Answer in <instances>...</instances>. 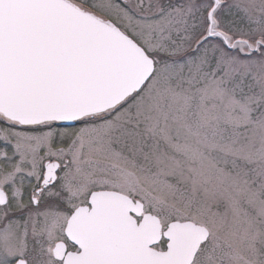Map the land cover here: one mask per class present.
I'll return each mask as SVG.
<instances>
[{"label": "snow or ice", "instance_id": "obj_1", "mask_svg": "<svg viewBox=\"0 0 264 264\" xmlns=\"http://www.w3.org/2000/svg\"><path fill=\"white\" fill-rule=\"evenodd\" d=\"M0 264H264V0H0Z\"/></svg>", "mask_w": 264, "mask_h": 264}]
</instances>
